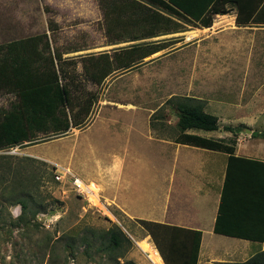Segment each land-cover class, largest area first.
Segmentation results:
<instances>
[{
    "label": "rangeland",
    "instance_id": "1",
    "mask_svg": "<svg viewBox=\"0 0 264 264\" xmlns=\"http://www.w3.org/2000/svg\"><path fill=\"white\" fill-rule=\"evenodd\" d=\"M45 6L44 0H0V50L15 40L43 35L47 25L53 27L47 21ZM163 14L170 22L163 23V30L152 36H142L147 22L131 27L101 19L56 22L53 45L63 51L80 49L64 56L98 51H108L112 56L114 50L133 43L165 46L114 70L98 86L84 81L80 65L76 68L74 61L65 62L82 92L76 96L84 98L86 92H95L96 99L84 125L40 137L34 143L25 141L0 149V264H153L135 243L147 239L157 250L138 222L146 219L132 206L129 209V200L138 197L133 196L141 192L143 178L180 171L182 164L173 160L174 143L180 138L177 100L193 98L205 112L216 115L218 130L211 133L215 136L228 135L222 127L230 124L242 131L237 134L242 142L262 141L251 131L264 130V35L239 29L221 13L211 15L208 26L168 10ZM219 16L225 18L219 21ZM119 18L124 20L126 14ZM216 21L219 27L214 26ZM109 24L113 31L107 36L104 30ZM192 31H196L195 36L189 34ZM118 32L124 35L122 40L114 39ZM134 34L138 38L131 40ZM4 54L0 51V63ZM3 91L0 115L16 101L15 94L5 95ZM76 104L71 112L73 122L80 121L79 111L85 103ZM95 114L103 128L112 132L94 131L89 141L94 146L91 156L97 159L79 164L84 135L97 124L91 123ZM239 122L245 127H236ZM125 125L129 132L139 130L144 142L135 146L127 140ZM48 153H55L54 163L46 158ZM186 164H194V157ZM65 169L84 184L95 183L102 206L93 204L89 195L83 198L78 194ZM101 177L118 181L110 189L103 188ZM127 184L132 186L130 190ZM20 201L26 211L18 220ZM115 226L130 240L120 251H110L98 238L99 233ZM92 230L96 235L89 237L87 246L80 237Z\"/></svg>",
    "mask_w": 264,
    "mask_h": 264
},
{
    "label": "trees",
    "instance_id": "2",
    "mask_svg": "<svg viewBox=\"0 0 264 264\" xmlns=\"http://www.w3.org/2000/svg\"><path fill=\"white\" fill-rule=\"evenodd\" d=\"M145 1L148 4L140 0H99L103 21L121 22L120 25L124 22L126 26L130 27L138 23L141 25L147 22V29L142 36H152L159 30H163V23L170 22L163 14L164 11L168 10L179 16L196 21L201 26L209 25L211 15L222 14L226 11L221 6L209 4L211 0L205 3H196L191 0ZM125 14L126 18L121 20L119 17ZM110 24L104 30L107 36H110L113 31ZM114 35L115 40L124 38V35L120 32ZM131 37V40L138 38L135 34L131 35ZM38 46H41L40 50H38ZM164 46L158 43H133L120 50H114L112 56L111 53L107 52L100 53L97 56L90 55L82 60L83 75L86 79L99 84L114 70L128 67L135 61L144 59V57L153 54ZM47 50H49V41L45 33L41 36L36 35L27 39L15 40L9 43L6 46V50H4L5 54L2 56L0 63V91L4 89L13 92L16 101L0 115V149L18 145L25 141L34 143L35 140L39 139V133L43 134L44 137L63 133L70 128V124L73 127L81 123L90 109L96 93L88 94L89 92H86L87 94L84 98H78L79 94L76 96V92H82L80 87L77 86V80L74 76H70L67 69L62 66L58 65L56 68L53 61L54 57ZM54 56L60 58L56 50ZM78 101L85 104L79 111L80 121L73 122L71 112ZM176 107L179 111L176 128L180 133V138L176 142L227 153L225 179L213 231L249 238L222 227L224 198L230 183L237 180L235 174L232 177V170L243 168L251 175L253 171L258 173L254 166L264 165V162L233 154L236 136L240 132L238 131L239 128L222 127L223 130L232 134V138L227 141L185 133L184 131L190 128L206 131L217 130L218 118L214 114L205 112L200 103L193 98L185 97L177 100ZM237 127L242 126L239 125ZM252 136L264 138V130L252 132ZM19 203L21 205V213L18 216V220L22 218L26 211L25 203L22 201ZM138 222L147 230L164 264H196L201 238L199 230L171 227L150 220H138ZM95 235V231L92 230L80 238L85 245L89 246V237ZM257 237L249 239H262V236ZM98 238H100L102 244L108 246L110 251H120L123 243L130 244L129 238L117 226L114 229L99 233ZM125 264H132V262ZM243 264H264L262 253L256 254Z\"/></svg>",
    "mask_w": 264,
    "mask_h": 264
},
{
    "label": "crops",
    "instance_id": "3",
    "mask_svg": "<svg viewBox=\"0 0 264 264\" xmlns=\"http://www.w3.org/2000/svg\"><path fill=\"white\" fill-rule=\"evenodd\" d=\"M140 1L148 4L145 0ZM191 1L205 3L208 0ZM44 2L46 5L44 11L49 16L47 21L53 24L52 28L47 25V29L44 31L49 41V50L47 51L54 57L55 67L57 68L60 65L66 69L68 63L66 64L65 62L70 60L74 61L73 63L76 65V68L79 67L77 65H80L82 71L83 59H86L90 55L97 56L103 52H89L87 54H78L75 57L64 56L65 53H75V51L80 49L70 47L68 50L63 51L59 46L53 45L51 37L56 35L58 30L57 23L63 20L82 22L101 19L102 21L103 13L99 6V0H44ZM31 3L35 4V1H31ZM209 4L224 8L226 11L222 13L223 16L227 17V20L233 22V25L239 27V29L252 30L253 33L259 31L260 36L264 35V0H211ZM40 49L41 46H38V50ZM4 50H6V46L2 47L0 51ZM55 50L59 53L60 58L54 56ZM104 52L110 54L108 51ZM84 81L93 86H98L102 83L101 81L97 84L86 78H84ZM3 90L1 89V91ZM3 93L5 95H14L11 91L4 90ZM95 99L96 95L91 106ZM90 110L91 107L85 118L77 126L85 124L91 112ZM92 116L91 123H97L99 126L97 127L96 124L94 128L89 127L90 130L84 135L85 139H83L84 142L81 146L82 150L80 149L81 152H79L78 156L81 160L79 164H82V162L83 164H88L91 160L97 159L91 156L94 146L89 141V136L94 131L95 133L112 132L110 131L111 129L106 131L103 128L99 115L97 116L95 114ZM239 123L242 127L245 125L242 122ZM225 126L235 128V125L226 124ZM69 127L63 133H66L74 126L72 127L70 124ZM125 127L128 134L127 140L130 139L132 144H137L135 146H138V144L144 142V136L139 130L132 129L129 132V127L126 125ZM214 131L190 128L184 132L210 139H223L225 141L232 136L230 132L225 136H215L211 134ZM252 132H255V130H252L251 134ZM40 137H44V135L39 133L38 138ZM242 139L239 135L236 137L233 154L235 156L264 162V138L258 137L257 139H261L262 141L253 142L249 140L242 142ZM86 144H91L92 146H86ZM174 145L173 160L175 164L176 162L182 164L180 169H178L180 171L176 173L163 171L158 174H152L151 178L150 176L143 178L141 192H136L133 196H138V199L129 200V209L132 206L131 208L134 210L142 212L141 216L146 220L171 227L199 230L201 232V238L196 264H243L259 253H262V258L264 259V165L254 166L258 173L253 171L251 175L243 168L232 170V177L236 175L237 180L232 181L226 191L221 220V225L225 229L236 232L237 234H243L242 236L249 238L262 236V239H249L217 233L213 231V226L218 214L219 202L223 190L227 153L179 142H175ZM48 154L46 158L54 163L56 159L54 157L55 153ZM193 157L194 164H186L188 160H193ZM160 159L162 160L161 156ZM217 168L218 170L215 171ZM101 178L102 180L99 181L102 182H100V186L103 188L109 187L110 189L118 181L117 179L114 180V177L109 179ZM127 186L129 190L132 187L128 184L125 185V187Z\"/></svg>",
    "mask_w": 264,
    "mask_h": 264
},
{
    "label": "bare ground",
    "instance_id": "4",
    "mask_svg": "<svg viewBox=\"0 0 264 264\" xmlns=\"http://www.w3.org/2000/svg\"><path fill=\"white\" fill-rule=\"evenodd\" d=\"M220 18H224V17L219 16L217 20L220 21L221 20ZM219 21H216L214 23V26L217 25L219 27V24H220ZM189 34L191 36H195L196 31H192ZM84 188L87 190V193L89 195L88 196L89 200L95 205L102 206V203L99 200L100 197L98 195V191H99L98 186L95 185V183L93 182H88L87 184H84ZM136 244L140 248V250L144 252L146 256L153 262V264H164L158 251L152 246V244L147 239L137 240Z\"/></svg>",
    "mask_w": 264,
    "mask_h": 264
},
{
    "label": "built area",
    "instance_id": "5",
    "mask_svg": "<svg viewBox=\"0 0 264 264\" xmlns=\"http://www.w3.org/2000/svg\"><path fill=\"white\" fill-rule=\"evenodd\" d=\"M66 174L70 176L72 186L75 188L76 192L80 194L83 198L88 196L87 190L84 188L83 181L65 169V175ZM57 178H59V176Z\"/></svg>",
    "mask_w": 264,
    "mask_h": 264
},
{
    "label": "clouds",
    "instance_id": "6",
    "mask_svg": "<svg viewBox=\"0 0 264 264\" xmlns=\"http://www.w3.org/2000/svg\"><path fill=\"white\" fill-rule=\"evenodd\" d=\"M16 214H18V213H14V215H16Z\"/></svg>",
    "mask_w": 264,
    "mask_h": 264
},
{
    "label": "water",
    "instance_id": "7",
    "mask_svg": "<svg viewBox=\"0 0 264 264\" xmlns=\"http://www.w3.org/2000/svg\"><path fill=\"white\" fill-rule=\"evenodd\" d=\"M136 243V242H135ZM137 245V244H136Z\"/></svg>",
    "mask_w": 264,
    "mask_h": 264
}]
</instances>
